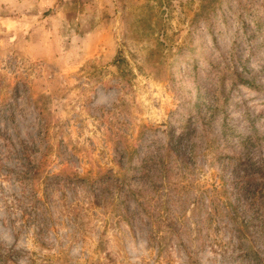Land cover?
<instances>
[{"label":"rangeland","instance_id":"1","mask_svg":"<svg viewBox=\"0 0 264 264\" xmlns=\"http://www.w3.org/2000/svg\"><path fill=\"white\" fill-rule=\"evenodd\" d=\"M263 19L264 0H0L11 263L102 264L111 252L118 264H191L190 249L192 264H264ZM179 138L163 190L135 187L121 221L102 209V171L122 175ZM235 211L252 220L245 245Z\"/></svg>","mask_w":264,"mask_h":264},{"label":"trees","instance_id":"2","mask_svg":"<svg viewBox=\"0 0 264 264\" xmlns=\"http://www.w3.org/2000/svg\"><path fill=\"white\" fill-rule=\"evenodd\" d=\"M207 7V4L202 5ZM251 27L250 25L243 27L248 28ZM259 27V30H264V19L257 25ZM241 29V28H239ZM236 40L238 41V38L240 37V34H236ZM262 40L261 43L264 44V36H261ZM125 61V57L120 52L118 53L117 57L115 58L114 62L115 65L121 66V63ZM226 67L228 69H236L238 70L239 64L232 59L230 56L229 59H225ZM185 146V142L182 141V139L174 140V142H171V146L167 149L168 154H161L156 153L149 154L146 157L142 159L141 164H134L132 165L130 163V167L125 169L124 173L122 175H117L109 172H103L102 171V209L104 210H117L115 216L117 221H121L126 216L125 212L121 210L118 206L120 203L126 201L127 199H130L132 195L136 194L135 187L141 188L142 186H149L151 189H156L158 192L163 190L162 186L163 184H166L168 181V175L169 171L173 168L174 162L178 160H182V157L184 156L183 148ZM172 153V154H170ZM131 162V161H130ZM138 172L139 176H134V172ZM160 171V178L161 179H154L153 175ZM139 179V183H135L132 179ZM89 179V178H88ZM91 180V178H90ZM148 182L149 185L147 184ZM159 183H161L159 185ZM239 183V182H238ZM242 193V192H241ZM253 199H257L256 193H253ZM162 196V194H160ZM254 202H251V205ZM149 209V208H148ZM161 211L159 209L157 212ZM151 215V214H150ZM229 216L231 219V224L233 225V232L234 236L238 238V241L242 244H247L248 242V235L246 234V228L250 226V222L252 221L251 218H245L243 220L242 216L236 212H229ZM162 217V215H161ZM103 235V234H102ZM105 238L102 236V249L104 246ZM187 252V255L190 259L191 264L194 262L195 254H197L198 250H185ZM249 252H253L254 249H248ZM170 253V252H169ZM247 253V254H248ZM13 254V251H12ZM257 256V253H254ZM249 255V254H248ZM10 255H6L3 251V248L0 246V264H12L9 258ZM104 258L106 259L105 262L102 261V264H118L116 263V260L118 259V256H114L111 252H106ZM196 260V259H195Z\"/></svg>","mask_w":264,"mask_h":264}]
</instances>
